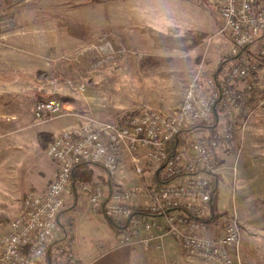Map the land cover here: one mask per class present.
<instances>
[{
  "label": "built area",
  "instance_id": "2783aa9c",
  "mask_svg": "<svg viewBox=\"0 0 264 264\" xmlns=\"http://www.w3.org/2000/svg\"><path fill=\"white\" fill-rule=\"evenodd\" d=\"M13 1L21 4L30 0ZM215 2L221 31L228 34L234 62L220 77L207 81L205 95L199 94L197 83L192 80L180 102L171 109L141 108L110 122L79 124L52 139L46 154L55 164L54 177L44 190L26 191L18 214L0 227V264H44V254L58 229L57 217L72 170L88 163L113 177L121 169L124 152L137 175L143 178V158L156 166L159 178L132 187L102 182L81 186L92 209L115 222L125 220L118 238L120 244L147 246L155 239L171 236L187 257L210 264H241L234 253L241 234L237 219L230 217L220 234L210 236L202 217L211 196L208 175L215 171L214 151L229 141L239 127L232 84L255 69L249 62L252 57L264 58V0ZM4 41L5 35L0 33V45ZM103 48L111 50L107 42ZM79 88L83 90L84 86ZM217 103L222 110L214 136L186 137L168 157L166 143L182 128L208 121ZM66 108L62 98L40 99L33 105V119H51ZM137 197L144 199L140 208L156 215L131 217L132 202ZM153 230L158 234L153 235ZM55 252L62 264H73L67 241L55 244Z\"/></svg>",
  "mask_w": 264,
  "mask_h": 264
},
{
  "label": "rangeland",
  "instance_id": "374dc122",
  "mask_svg": "<svg viewBox=\"0 0 264 264\" xmlns=\"http://www.w3.org/2000/svg\"><path fill=\"white\" fill-rule=\"evenodd\" d=\"M81 1L89 4L99 0ZM185 1L182 9H176L173 13L180 27H185L196 42L187 51H177L171 57L143 56L142 51L148 52L146 46H142L140 52L134 41L128 44L121 42L119 28H114L112 36L108 32H99L71 55L62 60L49 61L50 66L39 67L31 77L18 75L16 87L20 91L22 86L24 90L19 95L23 96L27 110L37 100L56 95L68 102L69 107L56 117L42 121L32 118L31 127L35 129L64 116L71 117L70 125L65 128L68 129L82 123L117 120L141 108L171 109L180 102L185 87L192 80L200 88L207 87L209 79L220 77L234 59L230 55L228 34L221 31L217 3L215 0ZM69 3L48 8L41 0L21 4L3 0L1 6L4 14L0 20H14L18 25H23L28 20L43 19L42 15L47 10L54 18L60 13L58 19H69L66 16L70 15L75 1L70 0ZM118 5L125 7L127 1ZM131 30L142 31V28L135 26ZM105 42L109 43L111 50L103 48ZM249 62L255 69L246 78L232 84V95L237 98L236 119L239 127L229 141L214 151L217 199L215 210L211 212L208 205L202 220L209 227L208 235L215 236L221 233L230 217H235L241 229L240 239L234 247L235 256L241 264H264V58L252 57ZM80 85L84 86L83 90L79 88ZM26 109L22 107L18 111ZM207 135V132L195 131L186 137ZM50 141L37 140L38 144L33 149L25 147L26 142L19 143L7 150V155L0 157V184L12 180L16 185L0 202L8 211H17L25 192L37 190L35 182H44L48 178L47 173L54 167V162L46 154ZM147 164H144V171L148 175L140 179L138 185L154 179L157 168L148 167ZM73 171L74 177L66 192L72 198L73 190H77V196H84L81 186L87 182L106 183L110 178L112 184L119 185L97 165L89 164ZM142 206L143 203L132 202L134 208ZM210 213H213L212 218L207 220ZM8 220L0 216V227H4ZM123 223L125 220L120 222ZM86 225L92 226L89 222ZM47 251L50 256H56L53 264H62L57 260L53 240ZM44 255L45 259L47 252Z\"/></svg>",
  "mask_w": 264,
  "mask_h": 264
},
{
  "label": "crops",
  "instance_id": "0c3cea01",
  "mask_svg": "<svg viewBox=\"0 0 264 264\" xmlns=\"http://www.w3.org/2000/svg\"><path fill=\"white\" fill-rule=\"evenodd\" d=\"M41 1L48 8L70 4V0H57L59 2L56 3L55 0ZM74 1L75 5L69 13L72 18L66 16L69 19H58L60 13L54 18L47 10L42 15L43 19L28 20L23 25H18L14 20H0V33L5 35V41L0 45V157L23 142L27 144L25 147L33 149L38 144L37 140H52L70 125L71 117L64 116L33 129L30 125L33 107L27 110L23 96L19 95L24 90L22 86L20 91L16 87L18 75L31 77L34 72H38L39 67L50 66L49 61L62 60L71 55L99 32H108L112 36L114 28H119L121 42L128 44L134 41L140 52L142 46H146L148 52L142 51L143 56L171 57L177 51L191 49L192 44L196 43L190 32L180 27L173 13L176 9H182L185 0H99L89 4L81 0ZM126 1L127 6L118 5ZM2 14L3 7L0 6V17ZM135 26L142 28V31L131 30ZM157 49L159 52H155ZM198 91L200 95H205L206 87H200ZM22 107L26 110L18 111ZM23 132L29 133L22 135ZM146 163L141 158L143 177L148 175L144 171ZM53 165L44 182H35L38 191L44 190L48 180L53 179L56 170ZM147 165L149 167L151 164ZM155 171L154 178H159V172L157 169ZM140 179L142 177L133 171L128 154L124 152L121 169L112 180L120 186L132 187L137 186ZM13 183L11 180L10 183L0 184V202L16 188ZM21 184L23 189V182ZM29 184L32 185L31 182ZM66 192L57 217L58 229L53 242H68L73 264H207L183 255L177 239L171 236L155 239L147 246L120 244L118 238L122 231H115L101 211L92 209L83 192L84 196L81 197L77 196V190H73V198ZM133 201L143 203L144 199L137 197ZM20 205L21 202L18 209ZM18 209L11 212L0 204V216L10 220L19 212ZM88 222L92 226H87ZM151 233L157 235L158 231L153 230Z\"/></svg>",
  "mask_w": 264,
  "mask_h": 264
},
{
  "label": "trees",
  "instance_id": "16d2710c",
  "mask_svg": "<svg viewBox=\"0 0 264 264\" xmlns=\"http://www.w3.org/2000/svg\"><path fill=\"white\" fill-rule=\"evenodd\" d=\"M56 97H60L63 98L61 96L56 95ZM64 99V98H63ZM221 105L219 103H217L211 110L210 116L208 118V121L198 124V125H188L187 127H184L180 130V132L174 136L172 139H170L167 143H166V148H167V156L170 157L173 152L176 150L177 147H179L183 142L184 139L186 138L187 134L189 133H193L195 131H204L207 132L208 138H211L214 136V131H215V127H216V123L218 120V112L221 111ZM89 165L88 163H82L77 165L75 168H83L85 166ZM214 165V163H213ZM210 180H209V184H211L210 188H211V196H210V200H209V207L211 209V212L213 210H215V202H216V197H217V176H215L214 173L210 174ZM72 179V177L70 178V180ZM110 179V178H109ZM107 180L106 183H108L109 185H112L110 180ZM158 177L155 176L154 180H157ZM156 215V213H152L150 210L148 209H143L140 207H135L133 209V213L131 217H146V216H153ZM213 213H210V216L207 218V220L212 218ZM107 222L108 224L117 232L122 231L125 228V225H122L118 222H115L112 219L107 218ZM46 254V253H45ZM56 258V256H50L49 251H47V255L46 258L44 259L46 264H53L54 263V259ZM53 261V262H52Z\"/></svg>",
  "mask_w": 264,
  "mask_h": 264
},
{
  "label": "bare ground",
  "instance_id": "6f19581e",
  "mask_svg": "<svg viewBox=\"0 0 264 264\" xmlns=\"http://www.w3.org/2000/svg\"><path fill=\"white\" fill-rule=\"evenodd\" d=\"M45 256V255H44Z\"/></svg>",
  "mask_w": 264,
  "mask_h": 264
}]
</instances>
